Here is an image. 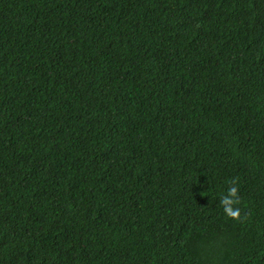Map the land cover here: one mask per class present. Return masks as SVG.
Segmentation results:
<instances>
[{"label":"trees","instance_id":"trees-1","mask_svg":"<svg viewBox=\"0 0 264 264\" xmlns=\"http://www.w3.org/2000/svg\"><path fill=\"white\" fill-rule=\"evenodd\" d=\"M0 264H264V0H0Z\"/></svg>","mask_w":264,"mask_h":264},{"label":"clouds","instance_id":"clouds-1","mask_svg":"<svg viewBox=\"0 0 264 264\" xmlns=\"http://www.w3.org/2000/svg\"><path fill=\"white\" fill-rule=\"evenodd\" d=\"M230 183L231 186L228 189L227 195L221 197L220 204L228 218L234 221H241V210L237 207L241 203L239 197L238 178L233 179ZM243 219H246V216Z\"/></svg>","mask_w":264,"mask_h":264}]
</instances>
